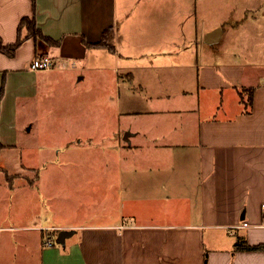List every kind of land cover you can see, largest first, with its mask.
Masks as SVG:
<instances>
[{"label": "crops", "instance_id": "obj_1", "mask_svg": "<svg viewBox=\"0 0 264 264\" xmlns=\"http://www.w3.org/2000/svg\"><path fill=\"white\" fill-rule=\"evenodd\" d=\"M35 1L0 0V37L15 42L29 16L60 44L31 37L13 57L0 52V141L17 147L20 128L33 129L29 113L61 72L86 82L68 143L99 151L64 153L61 169L45 171L61 176L45 196L30 179L17 189L23 172L0 166V264H205V252L208 264H264V249H236L237 236L264 243V0L211 26L199 0H123V44L120 0ZM111 26L114 51L86 44ZM215 28L220 40L206 43ZM238 31L252 42H233ZM104 54L116 63L101 64ZM39 55L58 67L30 69ZM108 141L116 152H101ZM61 229L75 230L64 246Z\"/></svg>", "mask_w": 264, "mask_h": 264}, {"label": "rangeland", "instance_id": "obj_2", "mask_svg": "<svg viewBox=\"0 0 264 264\" xmlns=\"http://www.w3.org/2000/svg\"><path fill=\"white\" fill-rule=\"evenodd\" d=\"M167 7H172L175 1L166 0L164 1ZM256 0H199V12H205L207 14V24L208 26L216 23L220 18L225 20V11L228 8H234L235 13H233V18L241 17L246 5L255 4ZM138 1L133 2L132 6L135 7ZM120 13H119V25L120 28L118 34L121 35L119 39L120 44L125 43V41L130 39V36L127 38V33L125 26V19L127 14L130 12L124 11V1L120 0ZM246 6V7H245ZM251 6V5H249ZM131 9V8H130ZM254 17L249 16V19L246 23L245 29L247 31L253 32L254 27ZM204 22H201L202 25ZM124 27V28H123ZM129 32V31H128ZM237 36L233 39L236 44H242V41L247 42L248 44L252 42V38H246V31L236 32ZM246 38V39H245ZM226 40L223 38L222 42L217 44L214 48L206 46L207 49L216 50L221 47H225ZM210 47V48H209ZM105 55V54H104ZM103 62L101 64L110 65L115 64L114 56L106 54L102 57ZM115 62V63H114ZM113 73V71H111ZM73 78L74 74H73ZM51 87H54L51 93L43 97L39 103V110L32 111L29 113V116L33 117L32 122L33 129H28V125L25 129L20 128L19 130V143L17 147H5L0 152V166L8 170L23 172V177L13 176L12 183L16 184L17 189L23 185L24 179H30L37 182L33 187L37 195L45 196L48 194L49 186L53 183H59L58 181L61 176L53 177L47 179L45 176L47 169L62 168V157L64 153H77L78 151L85 154H92V152H98V149H95L94 145L87 144V147L78 149L77 146H74L73 143H68V141L76 135L78 131L77 121L79 115L82 113L81 103H84V100L78 98V93L84 89L85 83L73 82L71 75H65L64 73L58 72L53 81H49ZM88 84V83H87ZM109 116V115H108ZM19 120L23 119L22 113H20ZM135 120L141 119L140 116H133ZM43 123L42 125L40 124ZM76 127V128H75ZM113 142H107L106 145H103L101 152L114 153L117 151V148H113ZM69 147V148H68ZM77 151V152H76ZM5 172L3 169H0V179L5 178ZM20 191V190H19ZM50 191V190H49ZM24 192H21V194ZM62 194V193H60ZM20 195V194H18ZM23 198V197H21ZM25 199V198H24ZM86 200L85 203H93L90 199ZM80 201V200H79ZM59 206H62V195L57 200H55ZM85 211H92L93 207L86 205L84 207ZM62 212L59 215L61 219L63 218Z\"/></svg>", "mask_w": 264, "mask_h": 264}, {"label": "trees", "instance_id": "obj_3", "mask_svg": "<svg viewBox=\"0 0 264 264\" xmlns=\"http://www.w3.org/2000/svg\"><path fill=\"white\" fill-rule=\"evenodd\" d=\"M33 4L36 5V1L32 0ZM113 35H114V28L108 27L103 31L101 40L96 43H88L89 46H100L105 47L109 49L110 51H114V43H113ZM40 38L46 41L50 45H59L60 40H54L53 38L44 35L43 31L38 27L35 17H29L25 16L21 19L18 27V37L17 40L13 43L5 44L3 39L0 37V52L3 54H6L9 57L15 56L17 49L19 46L28 38ZM5 90V78L3 79L2 87L0 90V103L1 99L4 95ZM249 92L252 91V89H244ZM241 96L243 95L241 91ZM249 99L251 100V94ZM0 112H1V106H0ZM4 148V144L0 141V152ZM236 249H243V250H258V249H264V243H260L257 245H250L246 239H244L242 236H237V245ZM204 263L208 264V257L207 252L204 254Z\"/></svg>", "mask_w": 264, "mask_h": 264}, {"label": "built area", "instance_id": "obj_4", "mask_svg": "<svg viewBox=\"0 0 264 264\" xmlns=\"http://www.w3.org/2000/svg\"><path fill=\"white\" fill-rule=\"evenodd\" d=\"M30 69L39 71V70H51L58 67L57 60L54 57L48 56V55H39L37 56L31 63H30ZM262 210L264 211V203L262 205ZM264 226V222L262 223ZM247 224L243 222L241 225L228 227L227 232L233 233V231L238 227H244ZM48 245H52V241H47Z\"/></svg>", "mask_w": 264, "mask_h": 264}, {"label": "water", "instance_id": "obj_5", "mask_svg": "<svg viewBox=\"0 0 264 264\" xmlns=\"http://www.w3.org/2000/svg\"><path fill=\"white\" fill-rule=\"evenodd\" d=\"M221 28H215L212 31L208 32L205 36V42L208 44L217 43L221 37ZM129 132L125 133L124 139L128 140ZM75 232L74 229H61L57 233L56 242L61 245H65V241L68 237H70Z\"/></svg>", "mask_w": 264, "mask_h": 264}]
</instances>
